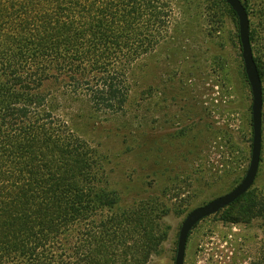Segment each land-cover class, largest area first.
<instances>
[{
	"label": "trees",
	"instance_id": "obj_1",
	"mask_svg": "<svg viewBox=\"0 0 264 264\" xmlns=\"http://www.w3.org/2000/svg\"><path fill=\"white\" fill-rule=\"evenodd\" d=\"M170 13L168 0H0V264H153L161 253L165 207H118L104 156L42 88L60 83L94 111L122 113L127 73L165 38ZM262 22L249 35L264 103ZM227 207L224 220L264 223V184Z\"/></svg>",
	"mask_w": 264,
	"mask_h": 264
},
{
	"label": "rangeland",
	"instance_id": "obj_2",
	"mask_svg": "<svg viewBox=\"0 0 264 264\" xmlns=\"http://www.w3.org/2000/svg\"><path fill=\"white\" fill-rule=\"evenodd\" d=\"M242 1L252 28H261L264 0ZM168 2L167 34L130 67L122 113L94 111L60 83L42 88L52 113L104 156L107 187L116 192L118 207L153 198L165 207L168 237L153 264H174L185 215L241 181L252 141V97L236 17L221 0ZM263 184L264 103L253 185ZM227 208L192 229L184 264L264 260V223L224 220Z\"/></svg>",
	"mask_w": 264,
	"mask_h": 264
},
{
	"label": "water",
	"instance_id": "obj_3",
	"mask_svg": "<svg viewBox=\"0 0 264 264\" xmlns=\"http://www.w3.org/2000/svg\"><path fill=\"white\" fill-rule=\"evenodd\" d=\"M236 15L241 58L246 79L251 91L252 141L248 168L241 181L230 191L219 195L208 202L191 209L184 217L179 228L174 264H184L187 240L192 229L204 218L216 214L229 206L254 184L259 163L262 142L263 84L254 60L250 42V20L241 0H224Z\"/></svg>",
	"mask_w": 264,
	"mask_h": 264
}]
</instances>
